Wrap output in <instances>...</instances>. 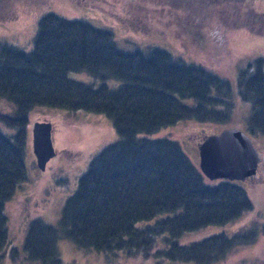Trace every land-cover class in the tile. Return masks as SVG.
<instances>
[{
  "label": "trees",
  "instance_id": "16d2710c",
  "mask_svg": "<svg viewBox=\"0 0 264 264\" xmlns=\"http://www.w3.org/2000/svg\"><path fill=\"white\" fill-rule=\"evenodd\" d=\"M7 1L0 0V18L15 12ZM254 1L187 0L185 7L188 18L194 12L189 6L231 9V28L262 34L264 11ZM263 67L261 58L255 69L238 76V94L251 105V137L264 136ZM71 73H87L93 81L76 80ZM109 80L120 83L111 88ZM232 96L228 80L202 65L158 48L121 52L112 32L53 12L39 20L30 51L0 41V98L13 104L10 113L0 111V123L15 130L0 132V251L9 234L5 202L27 178V125L37 106L104 113L119 139L91 161L56 225L40 218L32 222L23 243L30 262L61 264L58 242L68 240L84 250L109 253L111 259L124 253L172 264H220L236 247L256 241L264 225L236 232L226 228L252 209L240 182L210 180L177 142L141 136L183 120L230 118ZM210 226L221 228L181 242L184 235ZM159 241L163 246L158 248Z\"/></svg>",
  "mask_w": 264,
  "mask_h": 264
},
{
  "label": "rangeland",
  "instance_id": "374dc122",
  "mask_svg": "<svg viewBox=\"0 0 264 264\" xmlns=\"http://www.w3.org/2000/svg\"><path fill=\"white\" fill-rule=\"evenodd\" d=\"M7 3L11 7L10 11L15 12L13 16H6L7 19L4 16V19L0 18V41L22 50L30 51L33 48L39 20L44 14L53 12L67 19L84 20L94 27L112 32L121 52L131 54L162 49L202 65L228 80L233 92L232 117L205 122L183 120L152 134H141L152 139L168 138L177 142L197 166L200 163L199 144L206 136L234 127L248 132L247 117L251 113V105L238 94V76L247 68L255 69V61L264 59V33L231 28L234 17L231 9L221 12L220 8L211 10V7L189 6L190 11L194 12L188 18V9L185 7L188 5L187 0H8ZM252 5L258 11H264V0H255ZM207 16L210 18L207 19ZM69 75L76 80L93 81L87 73ZM119 83L118 80L108 82L111 88ZM11 107L13 104L7 99L0 98V111L10 113ZM28 120V143L24 159L27 178L21 181L14 196L5 202L3 213L8 220L9 234L5 247L0 251V264H38L30 262L23 247L30 225L37 218L56 225L66 200L75 192L79 179L87 172L91 161L106 146L119 139L112 118L104 113L37 106L30 111ZM43 120H50L53 125L51 138L56 150L44 171L38 168L31 149L33 125ZM0 132L12 135L15 130L0 123ZM251 138L264 157V136ZM238 182L250 197L252 209L226 228L236 232L255 224L262 229L264 160L254 179ZM220 228L210 226L197 233H188L180 240L182 243L198 240ZM160 246H163L162 241L158 243V248ZM58 248L61 264H172L166 258L140 256L131 259L124 253L111 259L109 253L84 250L68 240H60ZM220 264H264V232L253 243L233 249Z\"/></svg>",
  "mask_w": 264,
  "mask_h": 264
},
{
  "label": "water",
  "instance_id": "95a60500",
  "mask_svg": "<svg viewBox=\"0 0 264 264\" xmlns=\"http://www.w3.org/2000/svg\"><path fill=\"white\" fill-rule=\"evenodd\" d=\"M50 120L36 121L32 128V151L38 168L44 171L56 154ZM199 168L210 180L246 181L257 174L264 157L249 134L240 128H226L206 136L199 144Z\"/></svg>",
  "mask_w": 264,
  "mask_h": 264
},
{
  "label": "flooded vegetation",
  "instance_id": "af4514ba",
  "mask_svg": "<svg viewBox=\"0 0 264 264\" xmlns=\"http://www.w3.org/2000/svg\"><path fill=\"white\" fill-rule=\"evenodd\" d=\"M262 161H263V160H262ZM262 161H261V162H262ZM261 162H260V164H261ZM260 164H259V166H260ZM258 169H259V167H258ZM256 175H257V174H256ZM256 175H255L253 178H251V179H254V178L256 177ZM251 179H250V180H251Z\"/></svg>",
  "mask_w": 264,
  "mask_h": 264
}]
</instances>
